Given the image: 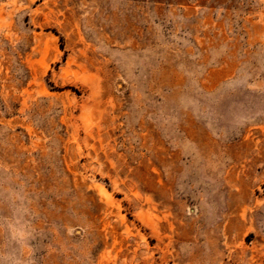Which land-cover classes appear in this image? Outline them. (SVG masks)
<instances>
[{"label": "rangeland", "instance_id": "rangeland-1", "mask_svg": "<svg viewBox=\"0 0 264 264\" xmlns=\"http://www.w3.org/2000/svg\"><path fill=\"white\" fill-rule=\"evenodd\" d=\"M0 264H264V0H0Z\"/></svg>", "mask_w": 264, "mask_h": 264}, {"label": "bare ground", "instance_id": "bare-ground-1", "mask_svg": "<svg viewBox=\"0 0 264 264\" xmlns=\"http://www.w3.org/2000/svg\"><path fill=\"white\" fill-rule=\"evenodd\" d=\"M118 87H119V86H118ZM105 190H106V189H105ZM105 190H104V188H102V191L106 193V192H107V190H106V191H105ZM107 193H108V192H107ZM107 193H106V194H107ZM108 194H109V193H108Z\"/></svg>", "mask_w": 264, "mask_h": 264}]
</instances>
